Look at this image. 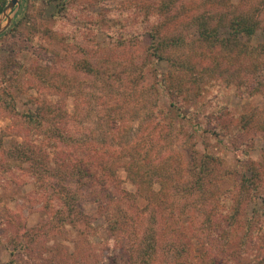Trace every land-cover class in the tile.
Masks as SVG:
<instances>
[{
	"label": "rangeland",
	"instance_id": "rangeland-1",
	"mask_svg": "<svg viewBox=\"0 0 264 264\" xmlns=\"http://www.w3.org/2000/svg\"><path fill=\"white\" fill-rule=\"evenodd\" d=\"M212 1L178 0L177 5L213 10ZM227 1L237 13L256 17L259 27L264 25V0ZM7 17L10 22L0 32V264H140L137 243L146 226L153 227L158 235L159 255L167 259L172 250L181 253L176 261L172 255L169 262L162 260L160 264H206L213 255L219 259L223 256V264H250L252 255L258 260L264 257V231L256 239L262 245L261 253L247 245L243 256L237 255L238 262L225 257L222 239L207 236L202 227L209 199L205 202L197 194H178L185 171L191 168L192 151L204 152L206 145L207 150L223 156L225 168L236 176L245 170L248 159L264 164V87L253 93L250 83L237 87L214 81L198 104L191 106L193 118L181 124L174 120L172 125L155 74L165 70V63L147 56V36L139 40L128 34L146 21L134 0H18L6 16L0 14V26ZM117 29L129 35L131 44L110 42ZM257 41H264L260 28L252 39ZM85 58L95 68L91 74L75 67L76 61ZM36 65L48 67L53 77L34 80L31 71ZM135 66L141 72L135 85L139 100L131 101V110H127L129 101L117 90L130 82L119 83L115 75L125 77ZM66 91H74V96ZM36 99L63 106L69 112L77 107L82 115L79 130L86 135L94 131L95 122L110 120L108 112L113 111V116L116 111L123 112L124 128L119 135L144 148L155 164L161 161L165 168L163 176H153L152 183V188L162 193L163 202L131 196L135 185L119 166V189L125 197L120 200H116L119 190L112 185L105 188L109 198L103 200L96 197V192L103 190L98 185L73 183L69 189L55 182L51 172L42 167L35 175L33 162L21 160L17 152L19 144L33 146L52 158L49 138L24 121L23 113L35 107ZM212 111L213 121L219 118L228 128L219 137L203 139L200 129L207 127L206 113ZM190 129L196 130L195 137L185 138L183 133ZM119 147L114 145L115 151ZM178 155L182 158L179 169L174 162ZM40 164L36 161L33 165ZM61 178L63 183L67 179ZM164 180L165 190L160 186ZM220 183L230 186L225 180ZM64 200L70 203L72 214ZM114 220L124 222L125 227L111 230ZM165 220L169 230L174 226L179 230L175 236L163 228ZM223 239L227 241L224 247L234 253L229 241ZM217 262L213 263L222 264Z\"/></svg>",
	"mask_w": 264,
	"mask_h": 264
},
{
	"label": "trees",
	"instance_id": "trees-1",
	"mask_svg": "<svg viewBox=\"0 0 264 264\" xmlns=\"http://www.w3.org/2000/svg\"><path fill=\"white\" fill-rule=\"evenodd\" d=\"M8 1L0 0V13ZM140 1L142 0H134V4L139 5L146 21H143L142 27L137 31H129L128 34L132 39L139 40L147 36L150 40V44L145 47L147 56H151L156 62L165 63V70L155 74L159 88L167 100L165 113L170 115L172 125L174 120H179L181 124L182 120L189 121L193 118L195 114L191 106L198 104V100L207 92L208 85L214 81L220 80L237 87L250 83L253 93L264 87V41L252 42L259 28L264 36V25L259 27L256 17L237 13L234 11L235 6L227 0H213L214 11L204 8L199 10L197 6L184 8L183 3L177 5L178 0H145L142 6ZM128 34L117 29L111 35L110 42L119 46L129 45L132 41ZM75 67L88 74L95 71L86 58L76 61ZM2 72L5 74L6 70ZM126 72L127 77L117 73L115 80L119 83L130 82L129 86L123 90L119 88L122 91L117 92L129 101L127 110H131V101L139 100L140 93L135 85L141 72L136 66ZM31 74L34 80L39 81L53 77L49 74L48 67L41 65L33 66ZM66 92L74 96V91ZM224 108L225 106L220 109ZM110 112V120L95 122L94 131L91 130L86 135L79 130L82 128V115L77 107L75 111L69 112L63 106L36 99L35 107L23 113L24 121L49 138L52 158H48L44 151L42 154L41 149L36 151L33 146L23 147L20 144L17 157L33 162L35 175H39L37 170L42 167L51 172L55 182L65 184L69 189L73 183L98 185L103 190L97 191L96 197L103 200L109 198L105 189L109 185L120 192L116 200L125 198L123 191L119 189L120 178L117 176V168L122 167L127 178L135 185V193L131 196L162 203V193L152 188L153 176H163L165 168L162 162L155 164L144 148L120 136V130L124 128L121 127L124 113L116 111L113 116V111ZM213 112L206 113L207 127L200 129L203 139L219 137L228 128L219 118L213 121ZM117 119L121 122H117ZM200 125L201 123L198 124L199 128ZM180 127L183 128V125ZM195 132L196 130L190 129L183 135L191 138L195 137ZM119 136L121 139H117ZM114 145L120 146L117 151ZM192 153L191 168L185 171L186 178L178 187V194L185 197L197 194L205 202L209 199L202 227L206 229L207 236L214 234L217 240L222 239L221 251L225 257L238 262L237 255L242 257L247 245H251V249L257 251V254L258 251L261 253L262 245L257 240L263 236L264 231V164L248 159L244 161L245 170L236 176L225 168L223 156L207 150V145L204 152L196 149ZM262 157L264 158V153ZM36 161H41L42 165L34 166ZM174 162L178 169L182 167L180 155L174 158ZM63 176L67 177L64 183L61 178ZM221 180L229 182L230 186L225 187L220 183ZM165 183V180L160 181L161 189L165 190ZM206 183L211 186L205 187ZM56 194H60L58 197L63 199L62 192L57 188ZM64 202L68 205V213L72 214L70 203ZM164 222L163 228L169 230V223L166 220ZM128 224L132 226L131 223ZM124 227V222L114 220L110 229L122 230ZM177 230L174 226L169 231L175 236ZM223 238L229 241L234 253L231 254L224 247L227 241ZM159 252L158 235L153 227L146 226L137 243L136 258L140 264H160L162 260L169 262L172 255L175 256L174 261L181 257L177 250H172L167 259L162 254L159 255ZM256 256L252 255L250 264H264V257L258 260ZM223 258L213 255L206 264L218 263L217 260L223 264Z\"/></svg>",
	"mask_w": 264,
	"mask_h": 264
},
{
	"label": "water",
	"instance_id": "water-1",
	"mask_svg": "<svg viewBox=\"0 0 264 264\" xmlns=\"http://www.w3.org/2000/svg\"><path fill=\"white\" fill-rule=\"evenodd\" d=\"M17 4H18V0H9L5 8L0 14H3L6 16L7 11L15 8ZM9 22H10V17H7V22L4 25L0 26V32L6 28Z\"/></svg>",
	"mask_w": 264,
	"mask_h": 264
}]
</instances>
